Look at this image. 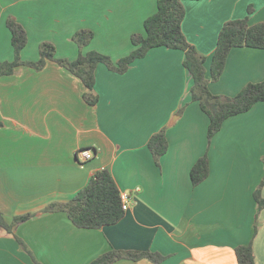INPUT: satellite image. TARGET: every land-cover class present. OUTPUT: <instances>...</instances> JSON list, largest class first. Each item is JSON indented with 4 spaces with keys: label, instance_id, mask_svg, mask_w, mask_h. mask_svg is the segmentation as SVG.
Returning a JSON list of instances; mask_svg holds the SVG:
<instances>
[{
    "label": "crops",
    "instance_id": "obj_1",
    "mask_svg": "<svg viewBox=\"0 0 264 264\" xmlns=\"http://www.w3.org/2000/svg\"><path fill=\"white\" fill-rule=\"evenodd\" d=\"M156 5L0 0V62L13 59L8 17L27 34L22 60H37L39 45L49 42L58 58L74 60L94 50L116 61L132 50L131 34H144L143 22ZM248 7L251 24L264 21V0H184L182 32L205 57L213 94L233 96L264 79V49L233 47L220 77L210 80L221 26L246 16ZM81 29L92 38L79 48L73 36ZM184 59V51L159 46L124 73L97 64L95 105L84 100L82 81L55 61L39 70L20 65L0 76V211L7 222L31 214L11 233L0 227V264H87L112 248L163 256L159 263L112 264H238L234 249L247 244L255 264H264V207L254 199L264 176V102L224 120L208 142L209 119L191 99L193 79ZM163 128L168 145L156 164L147 142ZM85 148L94 155L80 165L76 153ZM203 154L209 173L193 186L189 171ZM103 168L128 195L118 222L80 228L65 212L45 210L70 200Z\"/></svg>",
    "mask_w": 264,
    "mask_h": 264
},
{
    "label": "trees",
    "instance_id": "obj_2",
    "mask_svg": "<svg viewBox=\"0 0 264 264\" xmlns=\"http://www.w3.org/2000/svg\"><path fill=\"white\" fill-rule=\"evenodd\" d=\"M251 12L252 8L248 7L246 16L230 19L221 26L211 58L210 80H217L220 77L226 57L233 47L264 49V21L251 24L249 22ZM184 15V0H157L156 11L147 16L143 22L144 34H131L132 50L116 61H112L109 56L94 50L86 53L80 52L74 60L58 58L55 56L54 46L49 42L39 45L37 60H22L20 53L27 43V34L20 23L13 17H8L6 26L11 34L13 59L0 62V76L11 74L20 65H27L39 70L47 61H55L82 81L87 90L83 95L84 100L88 104L95 105L97 96L93 94V88L95 84L94 71L97 64L102 63L111 71L124 73L131 62L144 57L151 48L164 46L180 49L185 53L184 66L193 79L190 89L191 99L198 102L200 109L209 119L206 136L207 141L210 142L211 138L220 130L224 120L249 110L256 102H264V79L246 83L233 96L213 94L208 88L209 80L205 75V57L196 51L182 32L181 23ZM91 38L92 32L87 29L78 30L73 36L79 48L87 45ZM1 125L2 121L0 120ZM167 145L164 128L149 138L147 146L156 164H158L159 157L166 152ZM208 173L209 160L207 155L203 154L190 168L189 175L192 185H198L208 176ZM263 183L264 176L254 191V199L259 209L264 207V199L260 196V188ZM45 210L63 211L74 225L87 229L114 224L125 213L122 208L121 192L112 174L106 168L98 170L70 200L51 203ZM30 216L31 214L14 216L11 222H7L0 211V227L11 233L15 224L25 221ZM16 239L23 248L26 247L20 238L16 236ZM26 250L28 251V249ZM234 251L238 264H255L250 244L238 245ZM30 255L33 258L31 253ZM120 259L134 261L148 259L153 263H159L163 260V256L150 250L123 251L112 248L99 254L87 264H112Z\"/></svg>",
    "mask_w": 264,
    "mask_h": 264
},
{
    "label": "built area",
    "instance_id": "obj_3",
    "mask_svg": "<svg viewBox=\"0 0 264 264\" xmlns=\"http://www.w3.org/2000/svg\"><path fill=\"white\" fill-rule=\"evenodd\" d=\"M93 155H94V151L92 149L85 148V149L78 150V152L76 153V159L78 161V164L83 165L84 161L92 158ZM121 198H122V208L124 210H127V208H128V203H127L128 195L126 193H121Z\"/></svg>",
    "mask_w": 264,
    "mask_h": 264
},
{
    "label": "water",
    "instance_id": "obj_4",
    "mask_svg": "<svg viewBox=\"0 0 264 264\" xmlns=\"http://www.w3.org/2000/svg\"><path fill=\"white\" fill-rule=\"evenodd\" d=\"M176 116H174V118H175ZM174 118H172V120L170 121V124L174 121Z\"/></svg>",
    "mask_w": 264,
    "mask_h": 264
}]
</instances>
